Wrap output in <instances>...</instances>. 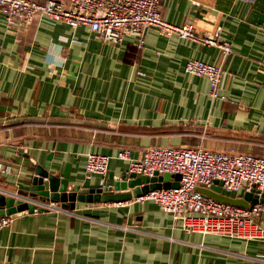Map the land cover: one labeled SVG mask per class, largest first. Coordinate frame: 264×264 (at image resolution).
<instances>
[{"label":"crops","instance_id":"crops-1","mask_svg":"<svg viewBox=\"0 0 264 264\" xmlns=\"http://www.w3.org/2000/svg\"><path fill=\"white\" fill-rule=\"evenodd\" d=\"M159 9L231 51L221 62L219 46L154 29L138 47L129 36L113 44L83 27L23 26L0 13V191L29 200L40 166L59 177L67 169L71 186L130 192L128 163L114 158L124 149L133 158L150 146L264 157V0H160ZM191 59L221 62L223 99L183 71ZM89 152L111 156L102 183L84 171ZM188 215L135 197L18 215L0 229V264H264L263 214L247 227L259 237L186 231Z\"/></svg>","mask_w":264,"mask_h":264},{"label":"built area","instance_id":"built-area-1","mask_svg":"<svg viewBox=\"0 0 264 264\" xmlns=\"http://www.w3.org/2000/svg\"><path fill=\"white\" fill-rule=\"evenodd\" d=\"M252 2L253 0H244ZM160 0H0V13L23 26L35 21L64 22L70 28L83 27L87 32L113 44L123 36H129L138 47L143 45L147 29H154L167 38L197 40L219 46L221 62L231 51L227 43L219 42L215 36L196 38L190 23L172 24L162 19ZM221 43V44H220ZM221 62L205 63L188 60L183 71L188 75L204 76L208 80L211 98L223 99L219 86L223 75ZM114 158L128 163L127 174L152 177L169 173L178 175V185L166 189L150 190L135 197L138 201H150L159 210L184 217V230L215 232L230 235L260 236L248 231V222L260 214L264 215V203L257 202L248 208H238L214 201L196 190L210 187L214 181L221 182L226 193L264 189V157L233 152H216L201 146H150L133 158L129 150L118 151ZM111 156L89 152L85 155L84 171L96 174L101 183ZM3 171H8L5 168ZM259 196V193H258ZM48 212L64 211L57 203L44 206ZM12 218L0 216V229L7 227ZM246 227V229H243Z\"/></svg>","mask_w":264,"mask_h":264},{"label":"water","instance_id":"water-1","mask_svg":"<svg viewBox=\"0 0 264 264\" xmlns=\"http://www.w3.org/2000/svg\"><path fill=\"white\" fill-rule=\"evenodd\" d=\"M129 180L126 185L131 189L129 192H108L101 188H79L68 184V171L64 169L61 177L49 174L47 170L36 166L35 175L31 180L29 191L25 198H15L0 191V216L8 215L11 218L36 212H48L44 206L48 203H57L63 210H73L75 202L107 203L122 202L138 197L150 190L166 189L178 185V175L164 173L152 177L137 176L135 173L128 174ZM196 190L204 196L233 207L248 208L257 202L264 203V189L250 190L242 197H229L221 193V182L214 181L210 187H197ZM259 193V196H258Z\"/></svg>","mask_w":264,"mask_h":264},{"label":"rangeland","instance_id":"rangeland-1","mask_svg":"<svg viewBox=\"0 0 264 264\" xmlns=\"http://www.w3.org/2000/svg\"><path fill=\"white\" fill-rule=\"evenodd\" d=\"M246 230H247V233H248V231H250L251 229H250V230H249V229H246ZM252 234H254V233H253V229H252Z\"/></svg>","mask_w":264,"mask_h":264}]
</instances>
